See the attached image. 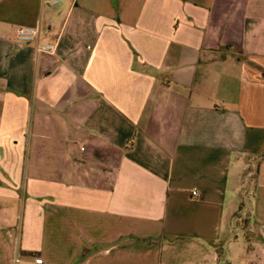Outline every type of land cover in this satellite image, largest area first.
Here are the masks:
<instances>
[{
  "label": "crops",
  "instance_id": "1",
  "mask_svg": "<svg viewBox=\"0 0 264 264\" xmlns=\"http://www.w3.org/2000/svg\"><path fill=\"white\" fill-rule=\"evenodd\" d=\"M51 1L0 0V264H264V0Z\"/></svg>",
  "mask_w": 264,
  "mask_h": 264
},
{
  "label": "built area",
  "instance_id": "2",
  "mask_svg": "<svg viewBox=\"0 0 264 264\" xmlns=\"http://www.w3.org/2000/svg\"><path fill=\"white\" fill-rule=\"evenodd\" d=\"M56 0H52L54 2ZM38 28L35 25H16L14 28V37L20 42H29L35 40L37 37ZM54 42H37L34 44L35 52H45L52 54L54 52ZM190 195L193 196L195 193L192 191ZM32 264H42L40 258H33Z\"/></svg>",
  "mask_w": 264,
  "mask_h": 264
},
{
  "label": "rangeland",
  "instance_id": "3",
  "mask_svg": "<svg viewBox=\"0 0 264 264\" xmlns=\"http://www.w3.org/2000/svg\"><path fill=\"white\" fill-rule=\"evenodd\" d=\"M250 177H251V175H250ZM244 182H245V180H244ZM246 183H247V180L245 182V185H246ZM243 196H244V194L242 192H240L236 197H234L231 200V204L228 206L227 211H230V214H233L232 218L234 221H235V216H237L239 214V211L242 210L244 205L247 203L246 199H244ZM234 206H235V208H233ZM240 227H241L240 222L235 221L234 226H233V231H231V234L238 233L240 230ZM187 261L189 262V264H199L200 263V261L197 259V257L196 258L193 257ZM173 264H184V263H183V261L178 260V261H174Z\"/></svg>",
  "mask_w": 264,
  "mask_h": 264
},
{
  "label": "trees",
  "instance_id": "4",
  "mask_svg": "<svg viewBox=\"0 0 264 264\" xmlns=\"http://www.w3.org/2000/svg\"><path fill=\"white\" fill-rule=\"evenodd\" d=\"M261 73L264 75V70H261Z\"/></svg>",
  "mask_w": 264,
  "mask_h": 264
}]
</instances>
